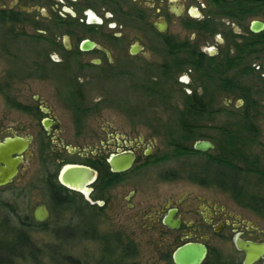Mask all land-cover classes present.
I'll list each match as a JSON object with an SVG mask.
<instances>
[{"label": "rangeland", "instance_id": "374dc122", "mask_svg": "<svg viewBox=\"0 0 264 264\" xmlns=\"http://www.w3.org/2000/svg\"><path fill=\"white\" fill-rule=\"evenodd\" d=\"M207 2L181 0L186 9L198 7L206 15L215 12ZM136 8L146 15L142 24L129 23L120 15L119 20L127 23L123 28L127 43L138 40L143 50L132 57L128 44L118 47L112 66L103 58L101 65H93L90 60L97 54L76 49L67 52L59 47L50 53L43 38L23 33L18 21L0 16V142L11 135L32 137L30 153L17 176L0 188V246H10L18 233L29 245L20 248L23 258H15V264H48L53 249L84 264H173L170 256L178 246L200 242L204 236H208L205 264H240L243 257L234 248L237 234L232 228L214 234L206 226L212 207L226 210L246 226L241 239L264 242L263 106L252 105L250 117H245L235 110L243 104L237 96L197 74L191 52L168 53L163 45L168 37L191 50L210 43L205 32L195 28L203 17L185 14L180 20L171 19L167 32L159 34L152 11L144 5ZM260 14L256 19L264 18V10ZM216 20L218 28L231 30L224 26L226 20ZM111 33L103 24L90 37L100 45L105 41L112 45ZM255 84V79H247L248 86ZM193 93L205 103V114L189 111ZM250 96L257 102L255 95ZM45 117L57 123L49 132L41 126ZM248 124L255 125L256 137L247 132ZM119 137L153 144L149 167L136 169L131 183L103 194L108 206L102 209L87 206L83 202L87 196L72 192L67 206H55L49 192V185L57 182L55 164L60 169L66 162L79 161L64 147L103 151ZM200 141L210 143L212 149L204 155L183 152ZM220 161L243 173L233 183L217 182L216 174H232ZM130 191L145 208L162 198L174 200L184 227L167 235L145 227L148 218H139L142 210L135 213L126 206ZM41 205L50 217L41 228L33 227V211ZM70 227L75 231L63 230ZM190 227L195 229L189 231Z\"/></svg>", "mask_w": 264, "mask_h": 264}, {"label": "flooded vegetation", "instance_id": "af4514ba", "mask_svg": "<svg viewBox=\"0 0 264 264\" xmlns=\"http://www.w3.org/2000/svg\"><path fill=\"white\" fill-rule=\"evenodd\" d=\"M90 1L91 5L87 6ZM8 2L9 0H0V16L6 20L9 18L10 20L18 21L23 33L43 38L47 43L45 45L48 48L46 51L51 53L58 51L59 47H62L67 52L76 49L81 54H97L98 57L90 60L91 64L96 66L102 64V58L106 59L107 64L112 66L114 63L113 52L115 53L118 51V47L122 48L126 44H128L129 56H136L143 50L138 40H132L131 43H127L123 29L127 23L119 20L120 15L123 16L122 19L125 18L124 20L129 21V23L136 22L142 24L145 21L146 15L138 10L136 5H144L152 11L156 17L153 26L159 34H165L167 32L171 19L180 20L185 14L194 19L203 17L202 20L196 21L195 28L199 29V31H204L210 43H205L203 47H194L191 50L187 48L186 43L175 42L174 38L168 37L163 41L164 47L171 55H177L184 51L191 52L193 66L197 74L202 76L210 84H214L216 88L237 96L243 104H239L241 106L235 110L244 112L245 117H250L252 105L256 104L258 107L261 105L264 109V28L258 32L251 30L252 23L254 22L264 25L263 17L256 19L264 10V0H208L207 3L210 5L208 6L207 4L208 9H215L214 13L208 15L206 13L202 14L198 7L197 9L192 7L186 9L181 4V0H10V5H8ZM98 4L103 7L100 11L95 9ZM128 4L135 5V8H129L130 10L125 9L124 7ZM215 18L221 21L226 20L223 24L224 26H230L231 30L227 31L220 27L218 28ZM249 18L254 19L247 22ZM212 19H215V23ZM103 24L108 26L109 31L112 32L111 37L115 40L112 41V45L109 41H105L103 45H100L97 40L90 37L93 30L100 29ZM75 32L79 36L77 35L73 38ZM87 43L92 45L91 49L83 50V47ZM251 78L256 80L255 86L247 85V79ZM251 94L255 95L257 102L252 99ZM191 96L203 105V113L198 114H205L207 112L205 103L196 93H193ZM41 110L44 114L48 112L46 109ZM242 120L246 122L245 118H242ZM56 124V122L48 117L43 118L41 121V126L45 132H49L50 128L56 126ZM247 128L248 131H246L250 134L254 133L253 137H256L257 129L255 125L248 124ZM14 137L24 140L31 139L28 145V152L21 155L23 163L25 157L30 153L32 137L11 135L6 138ZM6 138L0 143L4 142ZM64 150L68 155L77 157L79 161L66 162L60 169L59 165L55 164L54 168L56 170L55 177L57 182L54 184L51 183V185L63 190L67 196L69 192L87 196V199L85 201L83 200V202L87 206L97 209L108 206V200L103 194L109 192L108 190L113 187L131 183L132 178L135 176V170L148 168V160L154 154L153 144L150 146L145 144L141 139L129 141L123 140L120 137L118 139L113 138L112 142L105 146V150L103 151H89V147L87 149L82 147H64ZM198 153L205 154L206 152ZM122 155H131L133 157L130 166L124 171H112L110 160L113 157ZM118 165H121L120 160ZM67 166L82 167L92 172V176L86 179L83 190H74L60 183L59 173ZM135 197V192L130 191L125 198L126 206L130 211H135V213L142 210V215L139 218H148L145 227L158 228L161 234L166 235L180 231L184 227L185 222L177 215L179 205L174 200L162 198L156 204L147 205L145 208L142 201H134ZM209 207H212V205L209 204ZM212 209L205 221L206 226L214 234H218L226 228H232L231 231L234 235L237 234L235 239L264 244V242L255 238L241 239L244 231L247 229L246 226L243 227L239 219H232L233 216L228 215L226 210L218 209L217 207H212ZM148 211L151 213L149 216L147 215ZM229 220L234 222V224L229 222ZM165 221H168L170 224L177 222V228L172 229L168 227ZM34 223L38 224L35 221ZM194 229L192 227L188 228L189 231ZM252 232L262 233L255 229ZM188 234L191 233L189 232ZM207 241L208 236H204L200 242L193 240L186 241L180 246L187 243L204 245L207 253L202 264H205L208 254ZM234 248L243 257L242 261L239 262L243 264L244 253L238 251L235 245ZM174 251L170 256L171 261ZM254 264H264V255Z\"/></svg>", "mask_w": 264, "mask_h": 264}, {"label": "water", "instance_id": "95a60500", "mask_svg": "<svg viewBox=\"0 0 264 264\" xmlns=\"http://www.w3.org/2000/svg\"><path fill=\"white\" fill-rule=\"evenodd\" d=\"M264 28L262 23H252L251 30L258 32ZM92 45L87 43L83 50L91 49ZM30 138L24 140L22 138H6L4 142L0 143V187L6 186L12 182V180L18 174V167L22 163V154L28 152V145ZM194 150L204 153L212 148V145L208 142L200 141L194 144ZM131 155H122L113 157L110 160V166L112 171H124L131 162ZM120 160V166L119 164ZM92 176V172L77 166H67L63 168L59 173V181L62 185L74 189L83 190L84 184L87 178ZM50 217V213L46 206L41 205L35 208L33 211V219L36 223H45ZM165 224L170 228H177V222L170 224L165 221ZM234 245L236 249L243 252L245 257L243 264H254L264 255V244H256L251 242L235 239ZM206 247L202 244L187 243L177 248L173 255V264H202L206 257Z\"/></svg>", "mask_w": 264, "mask_h": 264}, {"label": "trees", "instance_id": "16d2710c", "mask_svg": "<svg viewBox=\"0 0 264 264\" xmlns=\"http://www.w3.org/2000/svg\"><path fill=\"white\" fill-rule=\"evenodd\" d=\"M189 111L193 114H202L204 111L203 105L201 102H197L192 96L190 99V103H189ZM185 129V127H184ZM187 132L190 131L189 128H186ZM183 151V150H182ZM181 151V152H182ZM183 152H186V154H200L198 152H196L193 148L191 150H184ZM182 154H185L183 153ZM204 155V154H203ZM220 166L228 168V169H232V174L229 175V177H223V176H219L218 174H216L215 176V180L217 182H222V183H227V182H231L233 183L237 177H239V175H241V173H243L239 168H235V167H231L229 163L224 162V161H220L218 163ZM49 192H50V197H51V202L54 203L55 206L58 207H64L67 206L69 204L68 201H70L69 196L66 195V193L63 190H60V188H55L53 187L51 184L49 185ZM31 225L33 227H37V228H41L44 224H35L33 219H31ZM63 230H68L69 233L74 232L75 230L70 228H65ZM61 233H64V231L60 230ZM58 233V231L56 232ZM73 234V233H72ZM27 241L25 239L24 236H22L21 234L19 235L16 234L15 235V240L14 242L10 245V246H0V264H15L14 260L15 258L21 259L22 260V254H21V250L20 248H29V245L26 244ZM50 258L48 261V264H84L82 261L73 259L72 257H68L65 256L63 254H59L55 249H53L52 251H50ZM35 264H42L40 262L35 261Z\"/></svg>", "mask_w": 264, "mask_h": 264}]
</instances>
